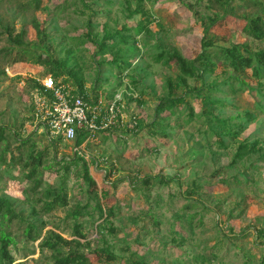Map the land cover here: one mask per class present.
Segmentation results:
<instances>
[{
  "label": "rangeland",
  "instance_id": "1",
  "mask_svg": "<svg viewBox=\"0 0 264 264\" xmlns=\"http://www.w3.org/2000/svg\"><path fill=\"white\" fill-rule=\"evenodd\" d=\"M140 5L144 14L131 15ZM262 13L264 0H231L226 11L215 0H0V127H6L9 145L5 162L6 144L0 146V196L40 232L32 242L24 237V223L9 228L16 241L10 248L14 264H52V252L42 245L51 233L79 242L85 253L109 247L118 258L98 262L91 255V264H127L135 255L147 264H264V239L258 236L264 229V74L258 80L251 70L237 76L220 64L205 75L206 82L188 81L220 105L205 106L197 94L179 89L185 103L174 115L155 111L168 95L167 81L178 74L173 61L157 62L161 53L196 58L205 35L202 23L215 16L221 21L206 35L215 43L213 53L233 45L262 51L264 40L244 34L241 19ZM34 20L48 34L49 54L78 71L89 93L109 101L124 96L126 112L139 116L135 134H100L86 152H77L84 161L76 165L75 143L58 140L50 146L34 130L31 87L49 75L48 68L35 65L11 42L24 31L26 43L40 44ZM139 24L148 30L138 33ZM118 32L131 37L128 44ZM107 35L116 36L108 43L113 52L100 49ZM31 45L29 52L43 53ZM116 58L120 67L110 64ZM58 80L77 88L67 76ZM13 132L30 140L21 153ZM242 142L257 143L259 152L233 165ZM32 145L36 152L48 150L38 193L24 168ZM84 162L93 186L84 180ZM49 188L64 192L68 204L45 214L37 201ZM109 208L114 215L107 220ZM77 226L87 239L76 236ZM60 249L68 253L77 246L63 243Z\"/></svg>",
  "mask_w": 264,
  "mask_h": 264
},
{
  "label": "trees",
  "instance_id": "2",
  "mask_svg": "<svg viewBox=\"0 0 264 264\" xmlns=\"http://www.w3.org/2000/svg\"><path fill=\"white\" fill-rule=\"evenodd\" d=\"M143 0H140L142 2ZM217 4L221 6V8L225 9L229 6L231 0H215ZM144 14L143 8L141 5L132 12L131 15L137 14ZM245 25L243 28V33L247 36L262 41L264 40V13L262 14H254L249 16H243L241 18ZM221 19L218 16L211 17L207 19V23L204 21L202 23L204 25V37L201 42V52L200 54L194 59H188L183 57L178 51L173 52H164L161 53L157 57V62L165 60L166 64H170L171 61L177 67L178 74L176 75L175 79H171L168 82V95L164 98L159 100V104L156 108V114H162L165 112H169L170 115H174L177 107L180 104L185 103V97L183 95L179 96L176 91L179 89H186L189 93H195L198 97H200L205 106H214L220 105L219 101L212 100L210 95L202 94L204 88L197 89L191 88L189 86V80H199L206 82L205 75L207 73H214L215 70L220 66L225 71L226 69H230L232 72L238 75H242L243 73L247 72L248 70L252 71V76L255 77L257 80L261 79L264 74V50L259 52H252L249 48L245 45H233L230 48H223L221 47L215 53L212 50L215 47V43L212 39H207L206 35L208 32L216 26ZM150 23V22H149ZM32 26L37 34V39L39 40L40 44H28L24 41L25 32L22 31L15 37L11 36V42L14 44L15 48L21 49L24 51L25 56H28L35 65H40L43 67L48 68L49 75L53 76L55 79L61 78L62 76H67L73 80L75 86L79 91H83L85 89V80L82 75L75 69H67V66L64 61H58L49 54L48 48L45 45L44 41L46 40L48 34L42 27V25L37 21L34 20L32 22ZM141 31L148 30V25L139 24ZM127 30V28H125ZM13 35V34H11ZM120 37V40L123 44H128L130 36L122 35L120 32L116 35ZM116 36L107 35L104 39V42L100 44V49L102 52H113V48H109L110 42L116 39ZM29 45L33 49H38L42 54L36 55L32 52H29ZM218 60V61H217ZM111 65L120 67L118 59H114L110 62ZM67 83V82H66ZM253 89V88H251ZM190 109L191 119L193 117V110ZM214 120L220 124L225 126L227 124L226 121L220 120L218 116L212 115ZM140 125V124H139ZM229 136L232 133L227 134ZM236 136V135H234ZM231 136V137H234ZM15 141L19 142L18 150L21 153L22 149L27 146L29 143V139L22 140L19 138V134L17 132H13L11 135ZM86 136L82 135L78 138L76 142V146L79 147L84 143ZM49 142V141H48ZM1 144H6V148L3 150L1 159L5 162L4 155L9 153V145H8V138L6 135V127H0V146ZM50 146H53L51 142H49ZM29 152H27V162L25 163L24 168L29 169L30 173L26 176L28 181H34V187L31 189L32 192L38 193V189L42 186V181L39 178L41 173L39 169L44 166L45 162H48V150L45 152H36L35 146L32 145L29 148ZM255 152H259L257 148V143L254 145H250L246 142L240 143L239 147L236 150L233 165L238 162L243 161L248 156L255 154ZM76 158L72 159L74 164H78L79 160H83L78 158L79 156H75ZM79 159V160H78ZM264 160V156L262 157ZM14 161V158L12 157ZM84 161V160H83ZM69 166L65 168L68 170ZM83 177L86 183L90 186L95 184L93 177L90 174L89 166L86 162L83 164ZM151 181V178L145 179L142 183L143 185L147 186ZM38 195V194H37ZM41 195L40 199L37 202H41L43 204L42 211L45 214H49L54 209L63 208L67 206V195L64 192H59L53 189L43 190L39 192ZM107 196V193L104 194V198ZM98 209L104 213V209L101 206V203L97 204ZM33 214H36V210L33 209ZM114 215V209L109 208L106 213V219L109 220ZM105 215L102 214V217ZM76 217H78L76 215ZM15 221H20L24 223V237L32 242H36L40 238V232L37 228L38 226L33 223L29 222L23 217V213H18L15 209L14 205L10 200H7L4 197L0 196V264H14L15 261L12 257L10 252V248L16 244V241L13 235L9 232V228L14 224ZM75 234L76 236L80 237L81 239H87V237L81 231V227H75ZM113 230V229H112ZM258 236L264 239V229L258 232ZM68 244V245H76L77 250L69 251L68 253H63L60 249L61 244ZM43 247H46L49 251L52 252L53 263L52 264H91L90 256L94 255L97 258L98 262H112L117 260L118 258L113 255L111 249L109 247L95 249L92 252L85 253L82 252L78 246H80L79 242L71 241L68 242L60 235L55 233H51L48 238L43 240ZM18 264H25V263H18ZM127 264H147L141 256L135 255L132 257L131 260L127 261Z\"/></svg>",
  "mask_w": 264,
  "mask_h": 264
},
{
  "label": "built area",
  "instance_id": "3",
  "mask_svg": "<svg viewBox=\"0 0 264 264\" xmlns=\"http://www.w3.org/2000/svg\"><path fill=\"white\" fill-rule=\"evenodd\" d=\"M123 97L117 94L109 101L47 75L31 87V122L34 130L52 144L58 140L76 144L85 135L84 143L74 148V156L78 151L82 155L100 134H135L139 130V116L126 112Z\"/></svg>",
  "mask_w": 264,
  "mask_h": 264
}]
</instances>
